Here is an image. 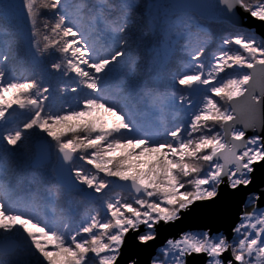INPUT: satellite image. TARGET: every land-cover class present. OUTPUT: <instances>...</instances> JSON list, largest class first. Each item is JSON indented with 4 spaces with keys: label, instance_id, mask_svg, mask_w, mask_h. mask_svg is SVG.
<instances>
[{
    "label": "snow or ice",
    "instance_id": "snow-or-ice-1",
    "mask_svg": "<svg viewBox=\"0 0 264 264\" xmlns=\"http://www.w3.org/2000/svg\"><path fill=\"white\" fill-rule=\"evenodd\" d=\"M146 248L264 264V0H0V264Z\"/></svg>",
    "mask_w": 264,
    "mask_h": 264
},
{
    "label": "water",
    "instance_id": "water-1",
    "mask_svg": "<svg viewBox=\"0 0 264 264\" xmlns=\"http://www.w3.org/2000/svg\"><path fill=\"white\" fill-rule=\"evenodd\" d=\"M257 28H259V25L257 24ZM229 222L228 219H225L223 221H218V223H221V224H227ZM168 231H172V229H169ZM149 252H150V249H143V250H140V255H139V259L142 261V264L144 261L147 260V257L149 255Z\"/></svg>",
    "mask_w": 264,
    "mask_h": 264
}]
</instances>
